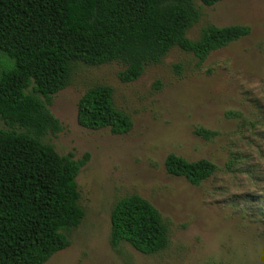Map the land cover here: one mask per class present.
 I'll return each instance as SVG.
<instances>
[{
  "label": "rangeland",
  "instance_id": "obj_1",
  "mask_svg": "<svg viewBox=\"0 0 264 264\" xmlns=\"http://www.w3.org/2000/svg\"><path fill=\"white\" fill-rule=\"evenodd\" d=\"M199 38L209 25L249 27V33L200 60L179 47L122 82L123 64H74L68 84L48 105L61 129L44 141L61 155L88 158L76 177L84 210L69 245L43 264H264V0H194ZM10 62L0 53V71ZM113 90L131 127L121 134L77 122V103L94 85ZM0 128L9 126L0 118ZM199 130L207 133L200 134ZM170 153L206 159L214 172L199 184L165 168ZM136 194L160 213L168 244L145 254L109 241L110 212Z\"/></svg>",
  "mask_w": 264,
  "mask_h": 264
},
{
  "label": "trees",
  "instance_id": "obj_2",
  "mask_svg": "<svg viewBox=\"0 0 264 264\" xmlns=\"http://www.w3.org/2000/svg\"><path fill=\"white\" fill-rule=\"evenodd\" d=\"M198 17L194 0H0V53L10 60L0 71V118L9 126L0 128V264H43L69 245L68 232L84 217L76 177L88 154L61 155L43 139L61 129L48 105L68 84L74 64L117 61L124 66L119 80L128 82L173 47L202 60L249 33L243 25H209L189 39ZM76 117L83 127L113 134L131 127L103 84L84 92ZM165 168L193 184L215 170L206 159L174 153ZM109 241L151 254L167 246L168 230L159 211L132 194L111 209Z\"/></svg>",
  "mask_w": 264,
  "mask_h": 264
}]
</instances>
